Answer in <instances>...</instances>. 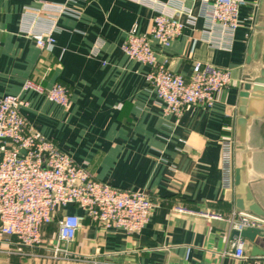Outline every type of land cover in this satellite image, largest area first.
Segmentation results:
<instances>
[{"label": "crops", "instance_id": "obj_1", "mask_svg": "<svg viewBox=\"0 0 264 264\" xmlns=\"http://www.w3.org/2000/svg\"><path fill=\"white\" fill-rule=\"evenodd\" d=\"M167 1V0H164ZM44 2L66 3L70 13L56 22L55 46L42 50L21 29L27 8L42 16ZM196 17L185 14L182 33L170 46L156 40L159 61L189 78L196 61L232 70V83L211 108L194 105L182 116L167 112L147 81L150 66L129 58L122 49L128 31H149L156 12L133 0H0V96L20 95L23 116L97 180L145 191L153 214L140 233L106 229L86 219L72 243L58 242L56 220L44 227V243L31 251L39 256L0 253V264H264V256L234 255L237 238L228 222L197 212H230L236 207L235 183L224 184L222 139L233 136L240 89L248 71L249 43L264 35V0H246L232 50H220L204 39L205 19L199 0H185ZM47 21L40 25L45 27ZM100 43L97 55L91 52ZM28 79L71 89L69 107L35 90H23ZM260 107L255 102L254 108ZM264 108L250 128L254 167L264 174ZM262 114V115H261ZM240 158L235 150V166ZM264 208V177L253 182ZM183 209V211L179 209ZM237 208V207H236ZM67 213H82L75 205ZM60 244L68 254H53ZM29 249H26V252Z\"/></svg>", "mask_w": 264, "mask_h": 264}, {"label": "built area", "instance_id": "obj_2", "mask_svg": "<svg viewBox=\"0 0 264 264\" xmlns=\"http://www.w3.org/2000/svg\"><path fill=\"white\" fill-rule=\"evenodd\" d=\"M156 14L149 31L139 33L136 26L128 31L122 49L134 60L150 66L147 81L176 116L194 105L211 108L217 95L233 81L232 70L211 62L196 61L192 74L186 78L159 61L152 46L156 40L170 46L184 29L181 14L189 23L196 20L185 0H133ZM199 15L205 19L203 39L212 47L232 50L235 33L240 26V8L246 0H199ZM42 16L26 9L21 29L32 37L42 50L55 46L56 22L61 14L70 13L66 3L44 2ZM43 21L48 25L41 27ZM2 29L0 27V34ZM100 43L91 54L97 55ZM23 90H35L50 101L69 107L71 89L56 82L51 86L28 79ZM27 102L20 95L0 96V253L30 257L39 254L30 249L44 243L43 229L56 220L58 242L72 243L86 219L106 229L123 228L128 234L140 233L149 222L154 202L145 191L123 189L95 179L89 171L21 113ZM224 184L232 186L235 175L236 141L233 136L222 139ZM75 205L82 213H67ZM183 211V209H179ZM198 214L229 223L233 230L257 228L264 233V217L249 210L233 208L230 212L200 211ZM246 239L237 237L232 245L234 255L246 258ZM26 249H29L26 252ZM53 255L68 254L60 244L53 246ZM95 264H114L96 262Z\"/></svg>", "mask_w": 264, "mask_h": 264}, {"label": "water", "instance_id": "obj_3", "mask_svg": "<svg viewBox=\"0 0 264 264\" xmlns=\"http://www.w3.org/2000/svg\"><path fill=\"white\" fill-rule=\"evenodd\" d=\"M245 79L241 84L240 102L236 120L237 146L240 158L235 166L234 183L236 187V207L249 210L264 217V208L253 192V182L264 177L254 167V150L249 145L250 128L254 118L260 116L264 108V35L257 34L249 43ZM260 107L254 108V103ZM264 114V112H263ZM262 115V114H261ZM234 234L244 237L253 243L251 253L264 256V233L257 228L234 230Z\"/></svg>", "mask_w": 264, "mask_h": 264}]
</instances>
